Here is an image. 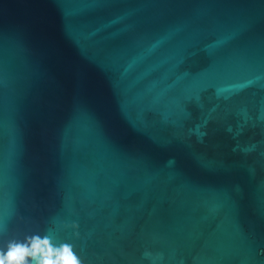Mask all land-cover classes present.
<instances>
[{
  "label": "water",
  "instance_id": "water-1",
  "mask_svg": "<svg viewBox=\"0 0 264 264\" xmlns=\"http://www.w3.org/2000/svg\"><path fill=\"white\" fill-rule=\"evenodd\" d=\"M264 264V0H0V250Z\"/></svg>",
  "mask_w": 264,
  "mask_h": 264
},
{
  "label": "clouds",
  "instance_id": "clouds-1",
  "mask_svg": "<svg viewBox=\"0 0 264 264\" xmlns=\"http://www.w3.org/2000/svg\"><path fill=\"white\" fill-rule=\"evenodd\" d=\"M0 264H81L73 246H56L48 235H31L23 242L9 241L6 250H0Z\"/></svg>",
  "mask_w": 264,
  "mask_h": 264
}]
</instances>
